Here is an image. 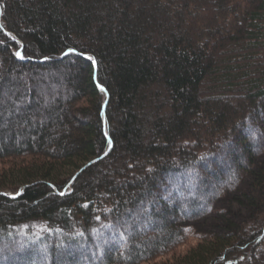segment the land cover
I'll list each match as a JSON object with an SVG mask.
<instances>
[{
	"label": "trees",
	"instance_id": "1",
	"mask_svg": "<svg viewBox=\"0 0 264 264\" xmlns=\"http://www.w3.org/2000/svg\"><path fill=\"white\" fill-rule=\"evenodd\" d=\"M19 159L0 264H264V0H0Z\"/></svg>",
	"mask_w": 264,
	"mask_h": 264
},
{
	"label": "rangeland",
	"instance_id": "2",
	"mask_svg": "<svg viewBox=\"0 0 264 264\" xmlns=\"http://www.w3.org/2000/svg\"><path fill=\"white\" fill-rule=\"evenodd\" d=\"M24 159L22 160H14V161H9L7 162V167H5V169H10L12 168V170H9L5 173V175L3 177L0 178V182L3 181V183H5L6 185H9V184H13V185H16V186H19L20 189L22 188V181H25L27 178L26 176V172L24 173H19L18 169L20 167H22L21 165H23V161ZM25 161H28V159H26ZM55 174L58 175V178L59 179H64L66 178L67 176L71 175V173H75V170H73L72 168H56L54 170Z\"/></svg>",
	"mask_w": 264,
	"mask_h": 264
},
{
	"label": "snow or ice",
	"instance_id": "3",
	"mask_svg": "<svg viewBox=\"0 0 264 264\" xmlns=\"http://www.w3.org/2000/svg\"><path fill=\"white\" fill-rule=\"evenodd\" d=\"M70 52H71V50L69 51V53H65V55L70 54ZM15 55H16V57H17L18 59H24V57L22 56L21 52H19V51H17V52L15 53ZM101 91H104V89L102 88ZM110 146H111V141H109V147H110ZM61 195H64V193H61Z\"/></svg>",
	"mask_w": 264,
	"mask_h": 264
},
{
	"label": "water",
	"instance_id": "4",
	"mask_svg": "<svg viewBox=\"0 0 264 264\" xmlns=\"http://www.w3.org/2000/svg\"><path fill=\"white\" fill-rule=\"evenodd\" d=\"M111 147V146H110ZM105 154H107V153H105Z\"/></svg>",
	"mask_w": 264,
	"mask_h": 264
}]
</instances>
